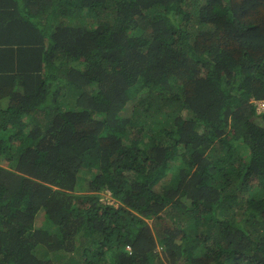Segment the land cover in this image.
Masks as SVG:
<instances>
[{"label":"trees","instance_id":"1","mask_svg":"<svg viewBox=\"0 0 264 264\" xmlns=\"http://www.w3.org/2000/svg\"><path fill=\"white\" fill-rule=\"evenodd\" d=\"M254 100L264 0H0V264H264Z\"/></svg>","mask_w":264,"mask_h":264},{"label":"built area","instance_id":"2","mask_svg":"<svg viewBox=\"0 0 264 264\" xmlns=\"http://www.w3.org/2000/svg\"><path fill=\"white\" fill-rule=\"evenodd\" d=\"M256 110L258 113L264 112V100L256 102Z\"/></svg>","mask_w":264,"mask_h":264},{"label":"rangeland","instance_id":"3","mask_svg":"<svg viewBox=\"0 0 264 264\" xmlns=\"http://www.w3.org/2000/svg\"><path fill=\"white\" fill-rule=\"evenodd\" d=\"M101 200L103 202H106V203L112 202L108 193L107 194L106 193L101 194Z\"/></svg>","mask_w":264,"mask_h":264},{"label":"clouds","instance_id":"4","mask_svg":"<svg viewBox=\"0 0 264 264\" xmlns=\"http://www.w3.org/2000/svg\"><path fill=\"white\" fill-rule=\"evenodd\" d=\"M258 101H261V100H254L253 103H252V104L254 105V108H255V113H257V114H261L262 117L264 118V112H260V113H258L257 110H256V102H258Z\"/></svg>","mask_w":264,"mask_h":264}]
</instances>
